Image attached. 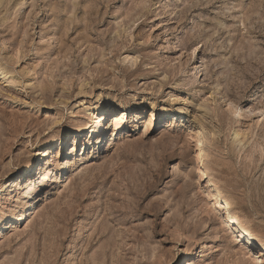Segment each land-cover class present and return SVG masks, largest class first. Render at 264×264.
Masks as SVG:
<instances>
[{
  "label": "rangeland",
  "instance_id": "rangeland-1",
  "mask_svg": "<svg viewBox=\"0 0 264 264\" xmlns=\"http://www.w3.org/2000/svg\"><path fill=\"white\" fill-rule=\"evenodd\" d=\"M0 232V264H264V0H0Z\"/></svg>",
  "mask_w": 264,
  "mask_h": 264
},
{
  "label": "bare ground",
  "instance_id": "bare-ground-1",
  "mask_svg": "<svg viewBox=\"0 0 264 264\" xmlns=\"http://www.w3.org/2000/svg\"><path fill=\"white\" fill-rule=\"evenodd\" d=\"M147 110L149 111V112H147L146 113V117H145V119L146 118H148V121L146 122L147 123V125H148V123H150L151 121H152V119L155 117V109H154V106L153 105H151L149 108H147ZM97 111V110H96ZM94 112L95 111H93L92 112V115L91 116H94V117H92V118H94V120H92L91 121V124H89V126H82V127H80L79 128V133L78 134H80V133H82V132H84V131H87V132H90V136H89V139H91L92 137H95L96 139H98V136L100 135V129H101V126H102V122H103V120L105 119V116H104V113H96L95 115H94ZM88 114V113H87ZM115 124L116 123H118V122H120V119L119 118H116L115 117ZM101 133H102V131H101ZM78 134H76L74 137H72V144L71 145H73V148H72V150L74 151L75 150V147L74 146H76L77 145V140H76V138H77V135ZM94 141V140H93ZM70 145V146H71ZM61 146V144L59 145V147ZM45 149V148H44ZM44 149H37V153H36V155L37 156H40V155H43L44 153H45V150ZM57 151V155H56V159H58V157H59V155L61 154V150H56ZM31 163V162H30ZM30 163H27L26 164V166H25V169H29V167H30ZM58 163V162H57ZM63 167H64V164H62L61 163V165H59L58 166V168L61 170V169H63ZM59 171V170H58ZM39 173H43V167L41 166V167H39V171H38ZM197 172H200V173H203V170L200 168V169H198L197 170ZM204 174V173H203ZM32 183V182H31ZM45 183V182H44ZM47 184V183H46ZM210 195H212V197H213V199H215V202L213 203L214 204V208H216V207H221V208H225V210H226V215H225V219H224V221H225V225H227V226H229V224H231V223H233V222H235V220H236V217L234 216V215H232L229 211H228V202H227V200L226 199H224L223 197H221L220 195H219V192L218 191H215L213 194H210ZM33 196V195H32ZM31 199V198H30ZM27 201V200H26ZM28 202V201H27ZM16 214H18V213H16ZM16 216V215H15ZM240 233H242V234H245L248 238H249V240H250V237H249V235H248V233H247V231H245V230H242V229H240V231H239ZM1 233V232H0Z\"/></svg>",
  "mask_w": 264,
  "mask_h": 264
}]
</instances>
